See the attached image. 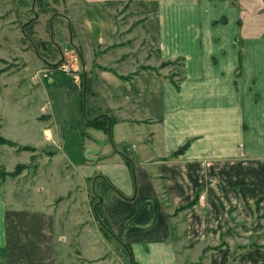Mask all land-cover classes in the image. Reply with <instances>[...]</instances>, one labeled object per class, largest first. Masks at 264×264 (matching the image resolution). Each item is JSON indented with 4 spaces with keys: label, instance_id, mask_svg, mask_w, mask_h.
<instances>
[{
    "label": "crops",
    "instance_id": "crops-1",
    "mask_svg": "<svg viewBox=\"0 0 264 264\" xmlns=\"http://www.w3.org/2000/svg\"><path fill=\"white\" fill-rule=\"evenodd\" d=\"M69 1L67 51L54 21L40 38L58 65L0 0V173L21 168L0 181V264H264V0ZM127 7L177 89L123 69Z\"/></svg>",
    "mask_w": 264,
    "mask_h": 264
},
{
    "label": "rangeland",
    "instance_id": "rangeland-1",
    "mask_svg": "<svg viewBox=\"0 0 264 264\" xmlns=\"http://www.w3.org/2000/svg\"><path fill=\"white\" fill-rule=\"evenodd\" d=\"M69 2L71 1L69 0H11L10 2L11 9L14 12L10 16V18L14 20L13 23H15L18 26L24 25V30L26 32V36L28 37V39L32 41L34 45L43 52L44 57H46L48 60L54 61L55 58L57 59L59 56L58 65L61 64L62 61L64 60V57H62L63 60L60 57V50L62 51V53L67 51V48L69 45V36H68L69 28L65 26V24L67 23L65 15L68 14L66 8L69 7L68 6ZM134 7L132 8L127 7V9H125L124 13L122 14V17L120 16L118 20H115L117 23V27H116L117 32L115 34L118 35L115 41L119 42L121 48L124 49L121 55H119V59L122 61H125L124 63L125 65H123L124 67L123 69L127 71L137 69V68L147 67L146 66L147 63H150V64L154 62L157 63L156 54L154 52L145 51L144 49H142V46L140 45V43H136V42L134 43L136 39L129 40L127 39L128 33L127 32L124 33V30H127L128 28H129V32L134 33L133 31L137 29L136 28L137 26H139L136 19L134 18V17H138L136 15L137 11L136 9H134ZM58 12L59 14H64V16L57 15ZM130 16H132L134 19ZM71 18L74 24L78 22L77 18H74V17H71ZM37 20L39 21L38 30L40 31V33L33 32L34 31L33 28ZM53 21L55 23H58L60 27H63V28L65 27L64 28L65 32L63 36L61 37L62 43H60L59 41V45L61 46V48H59L60 50L56 49V47H53L51 44L40 41V38H42L43 40L48 39L47 35L49 33L47 30V26L48 24L53 23ZM243 53H244V50L240 48L238 55L240 54L241 58L243 56ZM180 67L181 65L179 66L175 64V65L165 67L163 68V70L164 72L168 73V75L173 76L174 80H177L176 77H180V72H181ZM236 77L237 78L240 77L239 71L236 72ZM18 168L19 167L17 166L14 170V172L16 173L12 172L14 173L13 175H7L4 172L0 173V181L2 180L6 181L7 179H10L9 182H11V184H17L18 176H19V173L21 172V168L19 169ZM3 174H6L7 176ZM92 201L95 202L93 199ZM93 202L92 204H94ZM233 215H235V217ZM177 217L178 218L181 217V214L178 215ZM229 217L231 219L233 218L236 219L237 215L232 211ZM239 227L241 228L239 232H241L243 231L244 228L248 229L249 225L247 224L245 225L242 223L240 224ZM226 231L227 230H225L222 233L223 237L220 238L218 242L220 246L227 244L228 238H227ZM107 242H108V247H109L110 252L106 256V259L112 262V260H114V257L116 256L118 258L121 257V259H123L127 263L128 262L127 256L125 255L124 252L119 250V246L117 245V243H115L109 237H107ZM213 248H216V246Z\"/></svg>",
    "mask_w": 264,
    "mask_h": 264
},
{
    "label": "trees",
    "instance_id": "trees-1",
    "mask_svg": "<svg viewBox=\"0 0 264 264\" xmlns=\"http://www.w3.org/2000/svg\"><path fill=\"white\" fill-rule=\"evenodd\" d=\"M239 56V59H241V55L239 54L238 55ZM175 64H177V65H181V67H182V64H181V62H166V63H162L160 66H159V68L158 69H163V68H165V67H168V66H171V65H175ZM180 67V68H181ZM158 69H155V68H150V67H142V68H140V70L141 71H145V70H150V71H154V72H157L158 71ZM180 71H181V69H180ZM165 78H167V80H169L170 81V83L177 89L178 87H179V82H180V80H181V72H180V77H176L177 78V80H174L173 79V76H170V75H168V76H166ZM103 121V120H102ZM94 124H96L98 127L99 126H103V122H101V119H96L94 122H93ZM7 144V142L6 141H4V140H1L0 139V144ZM186 146L187 145H184V146H182L181 148H179L175 153H173L172 155L173 156H178L179 154H181L183 151H184V149L186 148ZM19 169V168H18ZM14 173H16V172H14ZM14 173H12V174H7V175H13ZM3 175H6V174H3ZM6 175V176H7ZM256 205H257V203H256ZM188 207V206H187ZM100 228H101V231H102V233L105 235V237H113L114 238V236H112V234H111V232L109 231V229L104 225V224H101V226H100Z\"/></svg>",
    "mask_w": 264,
    "mask_h": 264
},
{
    "label": "built area",
    "instance_id": "built-area-1",
    "mask_svg": "<svg viewBox=\"0 0 264 264\" xmlns=\"http://www.w3.org/2000/svg\"><path fill=\"white\" fill-rule=\"evenodd\" d=\"M65 71H67V69H65Z\"/></svg>",
    "mask_w": 264,
    "mask_h": 264
}]
</instances>
